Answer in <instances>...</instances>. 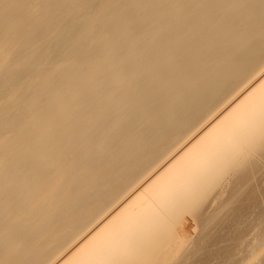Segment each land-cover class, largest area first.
<instances>
[{
  "label": "bare ground",
  "instance_id": "6f19581e",
  "mask_svg": "<svg viewBox=\"0 0 264 264\" xmlns=\"http://www.w3.org/2000/svg\"><path fill=\"white\" fill-rule=\"evenodd\" d=\"M262 112L264 0H0V264H192Z\"/></svg>",
  "mask_w": 264,
  "mask_h": 264
},
{
  "label": "rangeland",
  "instance_id": "374dc122",
  "mask_svg": "<svg viewBox=\"0 0 264 264\" xmlns=\"http://www.w3.org/2000/svg\"><path fill=\"white\" fill-rule=\"evenodd\" d=\"M262 167L264 169V165ZM258 175L259 179H254V181L256 180L258 187L256 186V182L250 180V183L248 182L247 184V189H244L242 191L243 193L241 198L237 202H235V204L234 202H232L233 204L230 205V208L224 210L225 212L227 211V214H221L222 216L220 215L221 217L217 218H221V220H216L217 222H215V226L210 227L209 225V227H207L205 230H202L203 224L200 221H202L203 219L201 218H203V216L207 213L209 215L214 209L212 208L213 206L208 207V203L206 207L201 208V211L199 212L200 214L197 215L196 222L201 226L195 227V232L193 231L194 224H192L194 223V220L190 216L189 217L191 219L187 217V219H189L187 223L190 224H188V228H190L189 230H191L192 236H194L195 238V246L192 244L194 246L193 248H196V250H200L199 252L195 250L198 253H196L195 256L191 258L192 260L188 259L189 261H191H188V263L245 264L246 261H248V264H264V250L261 251L262 253L260 252L261 256L254 260H252L250 254L252 252V249H254L253 245L255 244V242H257L256 240L263 241L264 239V171L261 170ZM214 221L211 225H214ZM218 221L221 222L219 225H217ZM204 222L206 221L204 220ZM220 226L222 227L219 228ZM211 230H213V232ZM205 234H208L209 237H207L208 235L206 236ZM218 235H223L220 236L221 238H223L218 239ZM186 246L184 245V248H186ZM262 247L264 249V246ZM183 249L182 251H184ZM255 249H257V247H255ZM249 259H251V261H249Z\"/></svg>",
  "mask_w": 264,
  "mask_h": 264
},
{
  "label": "snow or ice",
  "instance_id": "6c2138e0",
  "mask_svg": "<svg viewBox=\"0 0 264 264\" xmlns=\"http://www.w3.org/2000/svg\"><path fill=\"white\" fill-rule=\"evenodd\" d=\"M261 120H262V126H264V112H262Z\"/></svg>",
  "mask_w": 264,
  "mask_h": 264
}]
</instances>
